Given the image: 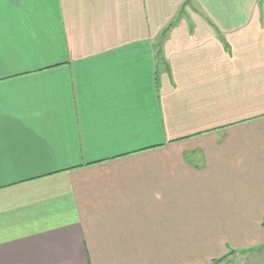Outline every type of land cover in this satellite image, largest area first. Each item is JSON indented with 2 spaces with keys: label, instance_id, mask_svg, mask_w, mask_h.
Returning a JSON list of instances; mask_svg holds the SVG:
<instances>
[{
  "label": "crops",
  "instance_id": "1",
  "mask_svg": "<svg viewBox=\"0 0 264 264\" xmlns=\"http://www.w3.org/2000/svg\"><path fill=\"white\" fill-rule=\"evenodd\" d=\"M186 1L0 0V264H264V0Z\"/></svg>",
  "mask_w": 264,
  "mask_h": 264
},
{
  "label": "rangeland",
  "instance_id": "2",
  "mask_svg": "<svg viewBox=\"0 0 264 264\" xmlns=\"http://www.w3.org/2000/svg\"><path fill=\"white\" fill-rule=\"evenodd\" d=\"M189 3H191V0H187L186 2H185V6L187 5V4H189ZM263 249V250H262ZM262 250V251H261ZM250 250H248L247 252H249ZM264 251V246L263 247H261L260 249H253L252 250V253L251 254H255V253H259V252H263ZM244 253H246V252H244ZM228 257V256H227ZM226 257V258H227ZM229 259H227V261L229 262H233L234 261V258L233 257H228ZM222 259V258H221ZM221 259H216L212 264H221L224 260H221ZM217 261H220V262H217Z\"/></svg>",
  "mask_w": 264,
  "mask_h": 264
},
{
  "label": "trees",
  "instance_id": "3",
  "mask_svg": "<svg viewBox=\"0 0 264 264\" xmlns=\"http://www.w3.org/2000/svg\"><path fill=\"white\" fill-rule=\"evenodd\" d=\"M227 256L223 257L221 260H225ZM217 262H220V261H217Z\"/></svg>",
  "mask_w": 264,
  "mask_h": 264
}]
</instances>
